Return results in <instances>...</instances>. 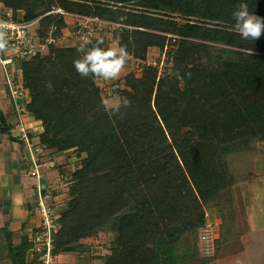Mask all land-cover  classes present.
<instances>
[{
  "label": "trees",
  "instance_id": "1",
  "mask_svg": "<svg viewBox=\"0 0 264 264\" xmlns=\"http://www.w3.org/2000/svg\"><path fill=\"white\" fill-rule=\"evenodd\" d=\"M0 3L18 22L37 21L41 43L68 26L63 14L51 12L58 8L120 23L117 48L145 60L156 47L170 62L129 72L116 85L119 103L107 108L98 77H81L73 66L79 44L50 42L45 55L15 57L30 97L25 110L43 127L40 142L85 154L72 174L68 207L54 219L49 254L82 252V240L108 229L111 248L100 262L62 264H207L196 245V231L207 221L205 205L220 203L233 183L228 156L264 142V29L243 38L233 19L244 3L264 20V0ZM0 232V257L41 264L45 245L35 251L24 235L15 242L7 225Z\"/></svg>",
  "mask_w": 264,
  "mask_h": 264
},
{
  "label": "rangeland",
  "instance_id": "2",
  "mask_svg": "<svg viewBox=\"0 0 264 264\" xmlns=\"http://www.w3.org/2000/svg\"><path fill=\"white\" fill-rule=\"evenodd\" d=\"M0 8L4 9V11L0 9V14L2 15L11 13L2 3H0ZM51 12L63 14L68 26L62 29V35L59 38L54 39L49 35L45 40L46 42L43 41L44 43H41V39L36 36L38 22L34 21L29 27V30L34 45L37 48V51L35 50L36 53L39 52L42 55L47 54V44L50 42H52L54 46H72L82 43L84 39H88L92 42L96 39H101L103 40V44L110 48L118 47L117 36L122 27L120 23H112L90 15L75 16L63 12L58 8L53 9ZM175 18L178 19V16L175 15ZM40 44H44L45 47L41 48ZM143 65H157L159 69H163V67L169 66L170 62H166L165 53L160 52L156 47H150L147 51L145 60L136 59L128 54L126 63L116 79H95V83L101 89V96L107 108L115 107L119 103L118 94L115 91L116 85L121 86L124 82V77L129 72H135L139 75ZM13 74L15 75V73ZM255 144L257 148L255 151L241 152L235 155L233 153L228 156V168L233 183L225 189L224 199L220 203L211 206L205 205L207 221L204 226L196 231V245L199 255L209 258L207 264H219V258L228 255L236 256L238 252H242L243 242H245L246 239L251 240L250 236L248 238L250 229L246 222V214L249 217V224L252 225V228L264 226V183L261 178H251L254 175L255 158L260 155L261 147H264V142L255 141ZM36 145L41 146V157L43 156L45 162L49 161V167H53L55 170L52 176V188L48 190L49 197L44 204L46 211H48V219H56L59 217L60 213L68 207V201L70 199L69 187L72 181V174L80 167L81 158H83L85 154H78V152L73 149L56 151L53 148L46 147L40 140L36 141ZM33 149L34 147L32 151ZM38 169L39 175L41 173L44 175L48 171L45 167L40 166V161ZM248 179L250 180L246 182ZM49 181L51 182V180ZM44 182L48 184L47 181L44 180ZM244 182L246 183L244 184ZM36 214L40 217L39 219L42 223L41 228L38 230L39 232L34 235L33 248H35V251H38L43 249V245H45L48 236L46 237V234H44V223L41 216L37 212ZM208 222H212L211 227H207ZM55 229H58L57 223H55ZM53 233H55V231ZM112 239L113 233L108 229H102L96 236L81 241L84 243V251L60 254L63 256L65 255V262H61L53 255L46 257L43 254L38 257V260L41 264H62L71 262L97 263L102 260L103 256L110 252ZM0 242H5V235L3 232H0ZM30 252L32 251H29L28 254ZM0 264H10V262L7 258L0 257Z\"/></svg>",
  "mask_w": 264,
  "mask_h": 264
},
{
  "label": "crops",
  "instance_id": "3",
  "mask_svg": "<svg viewBox=\"0 0 264 264\" xmlns=\"http://www.w3.org/2000/svg\"><path fill=\"white\" fill-rule=\"evenodd\" d=\"M3 57H11L12 63L7 65L8 72L5 71V67H0V226H8L15 242L24 235L33 243L35 233L37 234L42 226L40 217L35 212L38 198L35 185L40 182L43 192L45 189L50 190L55 170L49 167L50 162H45L40 153L38 155L40 166L48 171L44 174L45 176L41 173L38 178L31 177L29 174L32 148L18 137V122L20 119L24 122L33 145L39 140L43 127L40 120H36L25 110V103L30 100L28 93L22 103L25 111L21 112L16 108L6 77L8 73L20 76L19 72H15L18 62L10 48L4 51ZM251 178H261L264 183V147H261L260 155L255 158L254 175ZM248 218L246 214V222L250 229L248 238L250 236L251 240L246 239L243 242V250L236 256L228 255L219 258V264H264V226L252 228ZM43 229L45 230L44 227ZM54 257L65 262V255L59 254ZM30 258L31 252L28 254V259Z\"/></svg>",
  "mask_w": 264,
  "mask_h": 264
},
{
  "label": "built area",
  "instance_id": "4",
  "mask_svg": "<svg viewBox=\"0 0 264 264\" xmlns=\"http://www.w3.org/2000/svg\"><path fill=\"white\" fill-rule=\"evenodd\" d=\"M32 22H18L12 19L11 15H2L0 14V67H5V71L8 72L7 65L12 63L11 57H3V53L7 48H10L13 51L14 57L21 59H29L33 55L36 54L37 51L36 46L34 45L33 38L30 34L29 27L33 24ZM41 48H44V44H40ZM6 83L8 85L10 94L14 99L16 104V108L21 112H24V108L22 103H24L25 98L27 96V92L25 89L21 87V80L16 79V76L13 73H8L6 77ZM18 137L23 140L30 148H33V151L30 156L31 170L29 172L32 177H39V157L38 155L41 153L42 148L40 145H33L32 141L28 135L27 128L24 122L20 119L18 122ZM35 189L37 190V203L35 211L41 216L43 220V225L45 228L46 237L48 236L45 246L47 252L45 254L46 257H49L50 250V233L51 230L55 229L54 219H48V211H46L45 202L49 197V191L44 190L43 187L38 182L35 185ZM207 220V212L205 214ZM216 221V220H215ZM214 222V221H213ZM214 224V223H213ZM207 227L212 226V222L207 223Z\"/></svg>",
  "mask_w": 264,
  "mask_h": 264
},
{
  "label": "clouds",
  "instance_id": "5",
  "mask_svg": "<svg viewBox=\"0 0 264 264\" xmlns=\"http://www.w3.org/2000/svg\"><path fill=\"white\" fill-rule=\"evenodd\" d=\"M233 19L235 30L243 38L259 37L264 29V20L250 14L244 3L233 12ZM77 53L78 58L73 61L76 72L81 77L94 76L104 80H114L119 76L128 55L123 47L104 49L99 42L93 44L88 39L79 44Z\"/></svg>",
  "mask_w": 264,
  "mask_h": 264
}]
</instances>
